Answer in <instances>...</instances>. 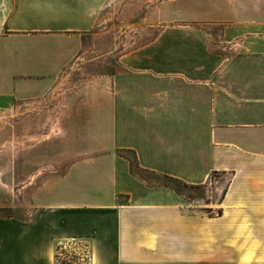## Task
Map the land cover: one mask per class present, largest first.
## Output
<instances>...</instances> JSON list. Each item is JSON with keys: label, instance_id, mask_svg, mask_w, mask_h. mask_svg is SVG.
I'll return each mask as SVG.
<instances>
[{"label": "crops", "instance_id": "1", "mask_svg": "<svg viewBox=\"0 0 264 264\" xmlns=\"http://www.w3.org/2000/svg\"><path fill=\"white\" fill-rule=\"evenodd\" d=\"M114 1L0 0V109L58 125L68 162L29 218L0 217V264H56L69 241L89 264H264V0L155 6L157 33L67 92ZM133 166L227 178L217 213H183L193 200Z\"/></svg>", "mask_w": 264, "mask_h": 264}, {"label": "rangeland", "instance_id": "2", "mask_svg": "<svg viewBox=\"0 0 264 264\" xmlns=\"http://www.w3.org/2000/svg\"><path fill=\"white\" fill-rule=\"evenodd\" d=\"M122 4L115 0L100 17L97 44L89 45L88 55L75 66L65 82L67 92L91 74L111 73L118 69L120 53L139 46L158 31V26L148 28L149 9L161 6L163 19L168 18L170 0H128ZM164 23V22H163ZM91 50V51H89ZM31 116V113H30ZM58 125L49 124L48 118L37 114L26 119L25 108L0 109V217L27 219L38 207V196L65 171L68 162L58 155L63 138ZM133 159L132 154H127ZM133 171L148 183L173 185L177 191L196 205L182 208L183 213L215 215L208 210L210 201L218 195L227 178L211 176V183L189 187L169 178L143 173L133 166ZM219 180V182H217ZM218 197V196H216ZM178 243L184 244V241ZM87 244L83 241L62 242L57 245L56 264H89Z\"/></svg>", "mask_w": 264, "mask_h": 264}, {"label": "trees", "instance_id": "3", "mask_svg": "<svg viewBox=\"0 0 264 264\" xmlns=\"http://www.w3.org/2000/svg\"><path fill=\"white\" fill-rule=\"evenodd\" d=\"M169 179H171V178H169ZM171 180H173V181H176V180H174V179H171ZM176 182H178V181H176ZM173 186V185H172ZM174 187V186H173ZM175 188V187H174ZM176 189V188H175ZM177 190V189H176ZM178 192V191H177ZM219 212H221L220 210H219Z\"/></svg>", "mask_w": 264, "mask_h": 264}]
</instances>
